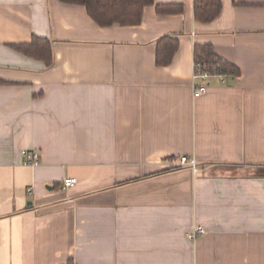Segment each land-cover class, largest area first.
Masks as SVG:
<instances>
[{"label": "crops", "instance_id": "0c3cea01", "mask_svg": "<svg viewBox=\"0 0 264 264\" xmlns=\"http://www.w3.org/2000/svg\"><path fill=\"white\" fill-rule=\"evenodd\" d=\"M220 2L101 26L82 4L0 0V264H264V0ZM34 36L51 66L15 48ZM164 36L179 47L158 65ZM196 44L240 71L197 97Z\"/></svg>", "mask_w": 264, "mask_h": 264}, {"label": "trees", "instance_id": "16d2710c", "mask_svg": "<svg viewBox=\"0 0 264 264\" xmlns=\"http://www.w3.org/2000/svg\"><path fill=\"white\" fill-rule=\"evenodd\" d=\"M65 3L82 4L86 7L91 17L101 26L136 25L142 21L143 12L147 5H152L155 0H61ZM160 13L181 12L182 4H157ZM221 9L220 0H195V14L197 18L210 20ZM15 48L25 54L43 59L47 66L54 63L53 43L45 37L34 36L28 43L15 44ZM179 47L177 37L164 36L159 39L157 46L156 62L158 65H168ZM195 61L216 67L217 72L225 75H237L239 69L231 62L218 56L210 44H196ZM66 264H74L69 261Z\"/></svg>", "mask_w": 264, "mask_h": 264}, {"label": "built area", "instance_id": "2783aa9c", "mask_svg": "<svg viewBox=\"0 0 264 264\" xmlns=\"http://www.w3.org/2000/svg\"><path fill=\"white\" fill-rule=\"evenodd\" d=\"M213 76H218L221 80H225L226 75L222 72H217L216 67L212 68L206 63L194 62L193 72V90L195 97L206 92L209 86V80ZM22 161L27 165L38 164L41 160V155L37 149H22ZM181 164L190 165L195 171L197 170V160L187 156L181 157ZM78 182L77 177H65L63 180V187L68 188ZM30 190V189H29ZM205 229L200 225H195L189 232V237L196 238L198 235L203 234Z\"/></svg>", "mask_w": 264, "mask_h": 264}]
</instances>
